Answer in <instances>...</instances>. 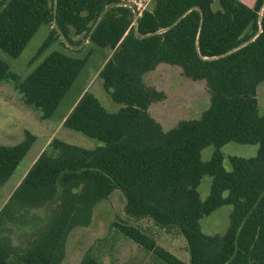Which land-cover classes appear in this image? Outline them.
I'll return each mask as SVG.
<instances>
[{"label": "trees", "instance_id": "16d2710c", "mask_svg": "<svg viewBox=\"0 0 264 264\" xmlns=\"http://www.w3.org/2000/svg\"><path fill=\"white\" fill-rule=\"evenodd\" d=\"M137 12L126 0H0L1 50L18 57L43 24L52 29L32 62L57 41L81 52L89 40L107 49L99 77L122 105L111 112L95 93L83 92L63 126L103 144L85 147L53 135L0 207V264H61L70 234L89 227L97 205L116 189L127 220L113 226L165 263L264 264V0L253 7L241 0H153ZM69 51L50 52L25 78L0 58V82L13 81L24 103L47 120L87 61ZM161 64L205 83L210 105L200 117L165 129L152 115V105L167 98L148 80ZM36 140L26 130L20 142L0 143V185ZM230 142L258 144V152L230 156L227 170L222 147ZM210 145L212 157L203 160ZM205 175L212 183L202 199ZM224 205L233 207L227 230L205 233L201 220ZM143 219L176 229L188 260L158 245L139 225ZM79 264L105 263L89 248Z\"/></svg>", "mask_w": 264, "mask_h": 264}, {"label": "rangeland", "instance_id": "374dc122", "mask_svg": "<svg viewBox=\"0 0 264 264\" xmlns=\"http://www.w3.org/2000/svg\"><path fill=\"white\" fill-rule=\"evenodd\" d=\"M126 1L130 4L134 1L141 3V9L151 7L153 3V0ZM241 1L251 7L256 3V0ZM215 6H219L217 1ZM51 29L52 26L43 24L18 57H12L0 49V58L9 64L12 71L19 74L21 78H25L50 52L56 50L69 51V48L57 41L47 48L35 62H32ZM62 39L65 45H70L68 40ZM80 45L83 47L81 52H69L75 56L87 57L86 64L53 115L47 120H42L38 110L24 103L13 81L0 82V143L15 144L20 142L25 138L26 130L37 135L36 142L16 167L11 177L0 185V207L13 192L26 170L32 165L33 160L48 145L53 135L85 147L103 144L99 140L89 138L62 125L64 116L69 114L68 112L72 110L86 89L95 93L107 110L111 112L117 111L122 106L112 99L110 93L103 86L102 78L99 77V72L109 55L107 49L89 40H84ZM148 80L167 92L165 100L155 103L151 107L152 115L163 124L165 129L175 126L181 119L200 117L210 105V94L205 83L184 76L177 66L161 64L156 70L148 74ZM259 103V110L262 113L264 111V82L260 85ZM258 148V144L237 142L224 145L222 152L225 156V168L227 170L232 169L230 156L252 157L257 154ZM214 149L213 145L204 148L203 160H209ZM211 183L212 176L205 175L199 186L202 199L209 195ZM124 205L125 197L120 189L114 190L107 200L100 202L96 207L97 209L94 210V222L89 227L75 229L76 231L70 234L66 256L61 264H79L81 257L89 248L94 250L105 264H167L158 259L154 252L144 249L132 239L125 237L113 226L114 221L127 220ZM232 208L231 205H224L204 217L201 220L203 231L207 234L224 233L230 225ZM139 225L156 238L158 245L180 258L188 260L189 253L186 240L176 229L159 228L148 219L141 220Z\"/></svg>", "mask_w": 264, "mask_h": 264}, {"label": "crops", "instance_id": "0c3cea01", "mask_svg": "<svg viewBox=\"0 0 264 264\" xmlns=\"http://www.w3.org/2000/svg\"><path fill=\"white\" fill-rule=\"evenodd\" d=\"M259 90H260V88H259ZM68 113H70V112H68ZM67 116H68V114H66V115L64 116V118H63V120H62V125H63V122H64V120L66 119ZM51 138H52V137H51ZM51 138H50V140H51ZM42 150H43V149H42ZM42 150H41V152H42ZM41 152H40V153H41ZM38 156H39V155H38ZM38 156H37V157H38ZM37 157H36V158H37ZM36 158H35L33 161H35ZM33 163H34V162H33ZM33 163H32V164H33ZM30 167H31V166H30ZM30 167H29V168H30ZM29 168H28V170H29ZM28 170H26V172L23 174L22 178L17 182L16 186H17V185L20 183V181L24 178V176L26 175V173H27ZM16 186H15V188H16ZM15 188H14V189H15ZM13 191H14V190H13ZM10 195H11V194H10ZM10 195H9V196H10ZM9 196H8V197H9ZM7 199H8V198H7ZM7 199H6V200H7ZM6 200H5V201H6Z\"/></svg>", "mask_w": 264, "mask_h": 264}, {"label": "built area", "instance_id": "2783aa9c", "mask_svg": "<svg viewBox=\"0 0 264 264\" xmlns=\"http://www.w3.org/2000/svg\"><path fill=\"white\" fill-rule=\"evenodd\" d=\"M136 5H135V4ZM134 3H131V5H133L135 8H136V10L138 11L137 13H138V15H141V13H142V11H143V9H141V3H138V2H136V1H134Z\"/></svg>", "mask_w": 264, "mask_h": 264}, {"label": "water", "instance_id": "95a60500", "mask_svg": "<svg viewBox=\"0 0 264 264\" xmlns=\"http://www.w3.org/2000/svg\"><path fill=\"white\" fill-rule=\"evenodd\" d=\"M263 12V9H262V11H261V13ZM261 32V30L254 36V37H252L249 41H247V42H245V43H243V44H241V45H239L238 47H236L235 49H233V50H236V49H238V48H241V47H243L244 45H246L247 43H249L250 41H252V40H254L257 36H258V34Z\"/></svg>", "mask_w": 264, "mask_h": 264}]
</instances>
